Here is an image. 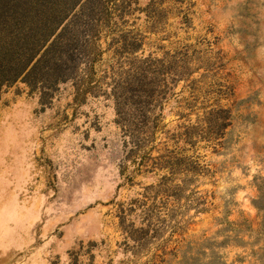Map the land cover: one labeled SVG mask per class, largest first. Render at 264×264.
<instances>
[{"label": "rangeland", "instance_id": "rangeland-1", "mask_svg": "<svg viewBox=\"0 0 264 264\" xmlns=\"http://www.w3.org/2000/svg\"><path fill=\"white\" fill-rule=\"evenodd\" d=\"M62 20L65 82L36 67L7 83ZM178 53L192 73L167 79L148 158L211 110L244 123L225 151L199 142L184 154L209 170L186 201H153L146 189L169 175L137 166L130 64L176 68ZM263 180L264 0H0V264H161L162 245L187 243L175 261L185 251L205 264H264ZM147 223L159 239L136 252L130 231Z\"/></svg>", "mask_w": 264, "mask_h": 264}, {"label": "trees", "instance_id": "trees-1", "mask_svg": "<svg viewBox=\"0 0 264 264\" xmlns=\"http://www.w3.org/2000/svg\"><path fill=\"white\" fill-rule=\"evenodd\" d=\"M63 22L64 20L59 22L58 27L47 35L45 39L41 41L39 39V45H37L35 52L25 59L17 74L8 80L7 83L20 77L22 79L29 77L36 67L44 69L46 72L43 75L53 80L55 84L65 82V74L69 70L67 65L69 58L66 50L68 45L65 42L66 40H64L63 29L57 32ZM178 55L180 56V61L177 62L180 65L176 68L170 66V62L154 60L149 57L130 64L132 73L130 78V116L136 122L132 138H136L135 140L141 143V145H135L138 152H143L144 144L152 143L155 134L162 130L159 122L162 119L163 108L158 104L157 99L161 98L160 96L164 93L163 89H166L167 79L170 75L182 79L192 73L186 65L188 64L186 54L178 53ZM85 92L82 93L86 94ZM155 110L158 112L156 115L154 114ZM241 123H244V121L236 111H232L230 108L214 109L206 113L199 123L178 128L176 132L168 137V140L172 142V147L164 148L163 153L156 158L150 159L147 153L143 152L138 157V167H149V169L145 170L148 173L155 169L158 172H166L169 175L168 177L162 176L155 187L146 189L150 190V194L153 195L151 200L154 201L158 197H166V199L167 197H172L176 202L182 199L186 201V198L183 197L184 190L193 185L200 176L208 174L209 170L197 163L196 160H193L192 157L184 154L188 150H193L199 142L212 144L214 148L218 147L225 151L232 144L233 137ZM176 145L182 146L177 147ZM219 152L216 151L215 153ZM148 162H150L149 165ZM174 181H179L181 186H170ZM259 192L260 196L255 202V207L258 214H260L262 227H264V189H260ZM142 198L144 200H133L131 202L130 213L135 210H142L146 206L147 201L150 200L147 199L145 201V196H142ZM151 207L153 205H149V208ZM145 211H147L144 214L147 220L154 216L150 209ZM159 236L158 232L152 229L149 223L145 225L144 229L139 228L130 231V241L134 243L136 252H142L148 248L154 239H159ZM162 242L163 240L160 241V243ZM193 245L194 247L200 246L197 243H193ZM183 247L165 251L167 247L162 245L161 256L154 255L152 258L154 260L158 259L157 261L161 264H205L203 263L205 257H201L200 254L188 257L185 251H182L180 259L175 261L179 250ZM187 247L191 248L189 243L184 248ZM210 248H214V246L210 245ZM166 257L167 259H165Z\"/></svg>", "mask_w": 264, "mask_h": 264}]
</instances>
